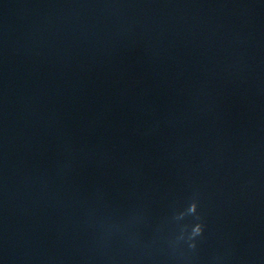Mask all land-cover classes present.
<instances>
[{"label": "water", "instance_id": "95a60500", "mask_svg": "<svg viewBox=\"0 0 264 264\" xmlns=\"http://www.w3.org/2000/svg\"><path fill=\"white\" fill-rule=\"evenodd\" d=\"M0 264H264V0H0Z\"/></svg>", "mask_w": 264, "mask_h": 264}, {"label": "clouds", "instance_id": "9594fccd", "mask_svg": "<svg viewBox=\"0 0 264 264\" xmlns=\"http://www.w3.org/2000/svg\"><path fill=\"white\" fill-rule=\"evenodd\" d=\"M202 231H203L202 226L201 225H198L196 227V229L193 230V233H192L193 237L200 235L202 233ZM190 247L195 248V244L194 243L191 244Z\"/></svg>", "mask_w": 264, "mask_h": 264}]
</instances>
